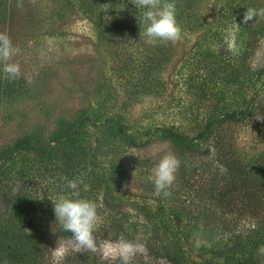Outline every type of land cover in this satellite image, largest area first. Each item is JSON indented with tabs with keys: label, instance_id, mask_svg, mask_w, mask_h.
I'll list each match as a JSON object with an SVG mask.
<instances>
[{
	"label": "trees",
	"instance_id": "16d2710c",
	"mask_svg": "<svg viewBox=\"0 0 264 264\" xmlns=\"http://www.w3.org/2000/svg\"><path fill=\"white\" fill-rule=\"evenodd\" d=\"M115 1L119 2L116 8L109 9L113 16L108 25L95 16L93 19L96 21H93L91 26L98 41L104 46L105 51L100 57L109 59L114 71L130 72L136 79L133 86H121V91L128 97L125 100L128 103L124 105L130 107L142 93L136 86L142 84L151 87L162 68L175 64L179 59L175 57L174 43H146L142 33L147 25L142 18V9L136 8L131 0ZM193 1L167 0L175 4L176 18L184 16L185 27L181 29L182 32H185V28L194 33L198 31L197 27L188 25L194 17L192 12L195 13ZM247 1L226 0L223 14H220L224 18L221 22L224 24L223 33L215 32L220 36V40H224V30L231 27L236 42L242 45L241 58L236 63V57L224 54L220 63V60L212 59L210 55L208 63L213 65L214 60L218 61V64L225 66L223 68L230 69L235 77L241 71L243 63L248 62L246 86L250 88L264 75V63L257 64L254 68L252 62L254 47L259 40H264V19L259 17L247 25L242 23V19L248 8L260 10L264 9V6ZM98 3L94 8L100 5ZM92 10L87 7L85 12L90 13ZM20 15L16 0H0V32L7 33L12 40V63H17L19 57L23 56L22 50L26 49L24 41L31 39L28 32L14 31V26L19 25ZM194 47L201 48L199 55L192 53L191 49ZM225 47L227 48L226 45ZM206 49L200 36L189 44L187 54L183 53V56L184 59L188 56L193 65L186 69L187 74L181 76L182 80L186 81L192 75L198 79L201 77L198 72L201 67L205 69L209 55ZM133 51L139 54L133 56ZM134 62L137 63L131 66ZM184 65L186 63L182 66ZM19 66L21 76L13 80L6 78L3 63L0 62V88L6 97H23L28 92L29 83L24 81L22 65ZM213 75L211 74V78ZM102 77L103 82L94 83L96 86L92 87L96 95L78 109L76 116L55 118L57 127L48 141L23 137L17 139L10 148L0 150V157L4 156L6 162L11 161L16 153L31 151L52 171V176L44 185L36 183L35 177L40 176V173L37 176L20 174L15 180L12 178L9 181L7 174L0 169V207L4 206V210L0 209V264H121L116 259L105 260L97 255L89 256L88 252H76L72 249L62 256H53L52 247L55 240L52 239L49 243L47 232H51L53 238L63 241L69 240L71 235L69 232H63L55 223L52 201H55L58 195L55 196L48 190L54 176L59 195H67L68 189L63 179L67 177L78 182L81 192L79 197L70 198L85 197L95 205L99 200L109 204L110 224L101 230L95 227L93 235L96 240L98 232L113 241H117L121 236L132 241L134 234L139 233L137 236L145 245L146 252L145 260L138 264H264V158L262 166L257 167L253 164H243L237 157H228L225 151L232 146V139H220L215 129L221 122H240L245 117L252 116L251 111H248L251 97L247 101V107L237 112L217 111L216 107L211 105L204 118L196 122V134L189 136L175 123H154L152 130L151 124L141 127L136 121L126 118L124 111L114 108L116 106L113 100L117 99L119 91L112 85L105 91V77ZM200 84L199 80V84L192 85L197 96L202 93ZM165 91L171 93V87L165 88ZM255 98L257 99L254 94L253 100H256ZM170 99L173 100L172 97ZM154 139L169 141L176 151L189 159L191 166L198 164L195 170L204 177L206 183L199 185L196 197L200 194L206 196L212 208L204 211L196 208L197 200L194 202L195 207L193 204L190 208L175 209L176 204L186 202V196L181 192L184 197L180 199L181 194L171 187L170 196H158L156 211L159 214V226L155 227L157 229H145L129 222L125 209L127 206L122 200L124 195L121 193L128 173L138 164V159L134 162L119 150L110 151L115 145L132 149L144 148ZM200 143L205 145L201 148ZM193 150H196L197 157L194 163L190 160ZM220 155L224 157L221 160L222 169L213 163ZM197 167H201V171ZM192 168H189V173ZM191 176L192 174H189L188 178ZM151 191L154 192L155 188H151ZM96 208L97 214H103L104 210H101L99 205H96ZM134 209L137 210L136 207ZM139 213H143L142 209ZM52 222L54 229L49 231ZM99 224L101 223L98 222ZM45 232L46 238L43 237ZM141 233L144 235L141 236ZM218 261L220 263H217Z\"/></svg>",
	"mask_w": 264,
	"mask_h": 264
},
{
	"label": "rangeland",
	"instance_id": "374dc122",
	"mask_svg": "<svg viewBox=\"0 0 264 264\" xmlns=\"http://www.w3.org/2000/svg\"><path fill=\"white\" fill-rule=\"evenodd\" d=\"M99 1L100 3H98ZM248 1L264 6V0ZM118 2H114V0H16V8L19 9L22 16L19 17V25L14 26V31L22 32L23 30L25 33H29L28 37H31L24 41L26 49L22 50L23 56H20L17 61L22 65V77L29 85L28 92L23 97H6L0 88V150L10 148L17 139L23 137L42 142L48 141L57 127L55 118L57 116L66 118H70L72 115L76 116L78 109L85 105L90 98H93V95H96L92 87L96 86L94 83L103 82L102 76L104 75L103 88L106 91L112 85L119 91L117 99L113 100L114 106H116L114 108L124 111L123 114L126 118L136 121L137 125L141 127L151 124L152 130L154 123L156 125L158 123L162 125L175 123L189 136L196 134L198 129L196 122L204 118V114L207 113L211 105L216 107L217 111L237 112L247 107V101L251 97L248 102V111H251L252 116H247L240 122H221L215 129L218 131L217 135L220 139H232V146L225 151L228 157H237L238 160H242L243 164L262 166L264 158V75L258 79L254 87L248 88L246 86L248 62L243 63L241 71L235 77L230 69L223 68L224 65L218 64L222 63L224 54L228 56L232 54L237 58V63L241 58L242 51L241 43L236 42L237 39H235L236 51L235 53L229 52L225 47L224 40H220V36L215 33H223L224 24L221 22L224 18L220 14H223L222 10H224L226 0L193 1L195 13L192 12L194 17L188 25L197 27L198 31L194 33L186 28L183 30L185 32L181 31V38L174 43L175 57L179 61L163 67L151 87L142 84L139 87L136 86V89L142 93L135 98L137 101L133 102L130 107L124 105L128 103L125 101L128 97L121 91V86L125 84L133 86L136 79L130 72L114 71L110 66V60L100 57L105 51L104 46L98 41L91 26L92 22L96 21L93 19L95 16L98 17H96L97 19L100 17L103 23L108 25V21L113 16V12H110L109 9L116 8ZM97 3L100 5L94 8ZM87 7H91V10L94 9L88 13L85 12ZM259 19H264V16ZM176 22L180 29H184L183 15L176 18ZM199 36L203 40V47L207 48L206 51L209 53L205 69L201 67L199 70L198 75H201L199 79L192 75L184 81L181 76L187 74L186 69H189L193 63L188 56L184 59L183 53L187 54L189 44L195 42L196 37ZM206 41L212 42L207 44ZM185 48L187 49L185 50ZM191 51L194 55H199L201 48L194 47ZM138 54L137 51H133V56ZM210 55H212V59L220 61L214 60L213 65H210L208 63ZM190 58L192 57L190 56ZM252 62L255 66L264 63V40H259L257 46L254 47ZM136 63L134 62L131 66ZM184 63L186 65L182 66ZM130 71L132 70L130 69ZM211 74H214L212 78ZM199 80L202 93L197 96L193 86L199 84ZM170 87L172 92L166 93L165 88ZM254 94L257 97L256 100H253ZM112 97L113 95H111ZM171 97L173 100L170 99ZM204 145L205 143H200L201 148ZM118 150L133 159L134 162L138 159V164H135L132 171L128 173L121 188V193L124 195L122 200L127 206V208L124 207L131 224L141 225L145 229H157L155 227L159 226V214L156 211L158 196L154 194L155 191H151L154 184L149 180V176L154 166L165 154H173L179 160V168L175 173L176 179L171 187L186 196V202L176 204L174 208H190L193 204L195 207L194 202L197 200L196 208L203 211L212 208L206 196L200 194L196 197L199 185L206 183L204 177L195 170L198 164L191 166L189 159L183 157L178 150L176 151L169 141L154 139L148 146L137 149L115 145V148L110 152ZM195 152L196 150H193V156L190 158L193 163L197 158ZM102 159L107 161L105 158ZM223 159V156H218L213 160L214 165H218V168L222 169L221 160ZM43 164L44 162H41L31 151L16 153L9 162L4 161V156L0 157V169L7 174L9 181L12 178L15 180L20 174L37 176L40 173V176L35 177L36 183L45 185L52 176V171L49 170L50 167ZM190 167H193L191 173L188 172ZM197 168L201 171V167ZM189 174L192 176L188 178ZM51 183L48 190L55 196L59 195L56 176L52 177ZM13 188L15 189V187ZM80 194L79 188L75 192L71 189L67 190L69 197H79ZM180 197L182 199L184 196L181 194ZM82 199L88 200L85 197ZM96 205L104 210L103 214H98V222L101 224L97 223L96 226L100 230L105 229L110 224L108 219L109 204L99 200ZM0 209L4 210V206ZM141 209L143 213H139ZM53 229L54 222L50 224L49 231ZM99 233L101 232H98L97 242L99 245L102 246L105 242H115ZM50 234L51 232H47L49 243L52 239L55 240L53 249L57 242L68 241L53 238V234ZM138 234H134L132 241L139 240L142 243ZM142 235L144 234L141 233ZM43 237L46 238V232L43 233ZM66 247L71 249V245L66 244ZM205 254L209 257L208 252ZM88 255L114 260L111 256L104 255L103 247H99L96 252L89 251ZM53 256L57 255H54L53 252ZM144 256V254L136 255L131 264L141 263L145 260ZM116 260L120 261L118 258ZM155 264L159 263L155 262Z\"/></svg>",
	"mask_w": 264,
	"mask_h": 264
},
{
	"label": "clouds",
	"instance_id": "9594fccd",
	"mask_svg": "<svg viewBox=\"0 0 264 264\" xmlns=\"http://www.w3.org/2000/svg\"><path fill=\"white\" fill-rule=\"evenodd\" d=\"M131 3L138 9H142V18L146 22V28L142 35L146 38V43L155 44L160 42L176 43L181 38V29L176 22L175 4L167 0H131ZM264 16V9L248 8L242 19V23L247 25ZM141 35V32H140ZM224 43L229 52L235 53V34L231 27L224 30ZM14 55L13 43L9 35L0 32V62L3 63V72L6 78L17 79L21 76V69L18 63H12ZM255 68V65L253 66ZM179 160L173 154H165L152 169L149 180L154 184L156 196L171 195L169 189L173 185L179 168ZM66 181V189L74 192L78 190L79 184L76 180ZM52 201V200H51ZM53 203L55 223L63 232L71 233L67 242H57L54 255L62 256L69 250L66 244L71 245V249L76 252H96L99 247L104 248V255L119 259L121 264H131L132 259L138 254H144L146 247L139 240L129 241L121 236L115 242H105L99 245L94 229L98 223V214L95 203L86 199H73L68 195H58Z\"/></svg>",
	"mask_w": 264,
	"mask_h": 264
}]
</instances>
